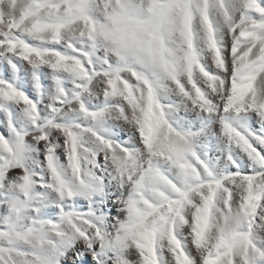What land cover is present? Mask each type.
<instances>
[{
  "label": "snow or ice",
  "instance_id": "obj_1",
  "mask_svg": "<svg viewBox=\"0 0 264 264\" xmlns=\"http://www.w3.org/2000/svg\"><path fill=\"white\" fill-rule=\"evenodd\" d=\"M0 264H264V0H0Z\"/></svg>",
  "mask_w": 264,
  "mask_h": 264
}]
</instances>
